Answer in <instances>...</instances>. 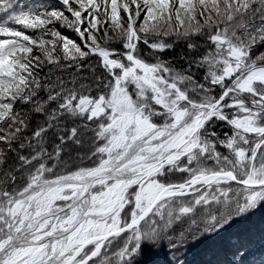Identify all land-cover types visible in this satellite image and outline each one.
I'll return each mask as SVG.
<instances>
[{"label":"snow or ice","instance_id":"obj_1","mask_svg":"<svg viewBox=\"0 0 264 264\" xmlns=\"http://www.w3.org/2000/svg\"><path fill=\"white\" fill-rule=\"evenodd\" d=\"M261 208L264 0H0V264H139Z\"/></svg>","mask_w":264,"mask_h":264},{"label":"trees","instance_id":"obj_2","mask_svg":"<svg viewBox=\"0 0 264 264\" xmlns=\"http://www.w3.org/2000/svg\"><path fill=\"white\" fill-rule=\"evenodd\" d=\"M63 31L75 38L71 31L67 29ZM200 43L203 44V41ZM197 55L198 53L189 52L187 45L180 42L167 51L164 58L170 60L176 67L182 68L187 66L186 58ZM33 121L35 126V123L42 122V118L34 116ZM66 125L68 128L74 126L70 120ZM86 150L87 147L81 149L69 143L64 159L69 161L70 165L79 163L75 160L77 153ZM237 249L244 250L245 255H237ZM262 257H264V208L256 210L246 218L238 219L218 234L191 241L179 250L166 244L158 248L146 247L139 258V264H259Z\"/></svg>","mask_w":264,"mask_h":264}]
</instances>
